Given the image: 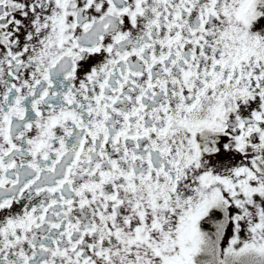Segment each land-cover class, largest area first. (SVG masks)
Listing matches in <instances>:
<instances>
[{
	"label": "flooded vegetation",
	"instance_id": "obj_1",
	"mask_svg": "<svg viewBox=\"0 0 264 264\" xmlns=\"http://www.w3.org/2000/svg\"><path fill=\"white\" fill-rule=\"evenodd\" d=\"M262 196L264 0H0V264H246Z\"/></svg>",
	"mask_w": 264,
	"mask_h": 264
},
{
	"label": "rangeland",
	"instance_id": "obj_2",
	"mask_svg": "<svg viewBox=\"0 0 264 264\" xmlns=\"http://www.w3.org/2000/svg\"><path fill=\"white\" fill-rule=\"evenodd\" d=\"M245 205L247 207V204ZM256 206L258 208V211L260 210V213L262 209L263 214L262 213L261 214L264 215V196L258 199ZM255 220L256 218L254 219V221ZM254 221L252 225H248L247 223L244 222H238L235 228H232L230 230V233L228 232L227 236L224 238L221 245H223V243L225 242L226 239H228V237L232 238L235 241L234 244L232 245H230V243L228 244V247H232L228 257L230 258L229 263L242 262V258L239 256H242V252L247 245L260 246L263 244L264 219L255 222ZM244 261L247 262L246 264H264V252L261 253L252 252L251 254H248L247 258H244Z\"/></svg>",
	"mask_w": 264,
	"mask_h": 264
}]
</instances>
